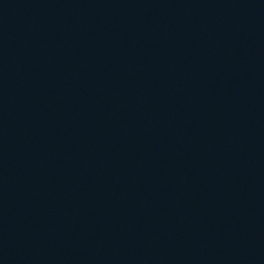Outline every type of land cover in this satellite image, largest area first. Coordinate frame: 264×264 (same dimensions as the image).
Listing matches in <instances>:
<instances>
[{
  "label": "water",
  "instance_id": "95a60500",
  "mask_svg": "<svg viewBox=\"0 0 264 264\" xmlns=\"http://www.w3.org/2000/svg\"><path fill=\"white\" fill-rule=\"evenodd\" d=\"M0 264H264V0H0Z\"/></svg>",
  "mask_w": 264,
  "mask_h": 264
}]
</instances>
